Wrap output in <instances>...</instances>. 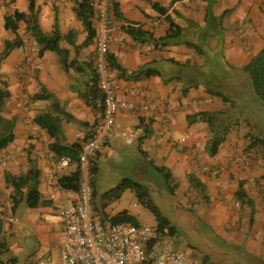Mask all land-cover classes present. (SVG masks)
Returning a JSON list of instances; mask_svg holds the SVG:
<instances>
[{
	"label": "crops",
	"instance_id": "obj_1",
	"mask_svg": "<svg viewBox=\"0 0 264 264\" xmlns=\"http://www.w3.org/2000/svg\"><path fill=\"white\" fill-rule=\"evenodd\" d=\"M80 1L36 0V3H39V13L51 3L52 7L58 8V5L80 23L75 8L68 9L73 7V2L75 6ZM109 1L121 12V19L115 17L110 56L129 73L144 69L158 72L155 76L133 79L120 78L113 70L125 92L143 88L144 102L151 105L149 111L139 107L136 112L120 115L121 126H139L144 131L137 142L128 146H134L137 151L145 147L156 150L162 163L160 167L174 178L197 179L203 186V189L195 187L201 191L199 202L207 209L201 221L208 230L225 240L228 247V241L243 246L255 264H264V164H258L252 157L254 149L249 146L247 137V123L251 121L248 116L256 114L247 107L254 106L264 115V106L258 101L250 75L245 72L264 49V0H175L174 4L172 0H151L168 10L164 14L144 0ZM28 11L29 0H0V52L5 42L16 38L6 29V18L14 17L16 12L26 15ZM168 20L182 29V35L167 40V47L156 49L155 44L164 42L162 39L170 30ZM132 23L148 32L145 43L134 42L123 31V26ZM16 25L21 35L26 24ZM81 25V33H76L83 38L84 26ZM8 32L11 37L7 39ZM151 36L153 41L149 40ZM21 40L24 42L19 48H23L22 58L17 60L10 54L5 60H17V65L20 63L23 69L18 72L16 65H0V81L9 93L2 107V117L14 120L13 142L0 151V211L15 220L14 224H0V240L8 247L3 260L27 264L31 258L42 254L43 260L50 264H60L65 224L61 220L51 224L44 217L58 207L75 204L79 190L70 183L78 166L73 164L62 172L59 185L49 182L60 157L50 150L55 140L35 121L44 113L56 115L55 105L64 108L69 119L61 126L65 145L93 137L103 122L102 106L86 104L82 94L92 85L89 68L95 46L89 47L91 61L84 49L78 57L76 55V65H72L69 72L63 69L64 73L60 59L46 58L45 54L28 48L31 42L27 39L22 37ZM194 57L199 61L192 60ZM207 64L214 67V71L207 73V66H204ZM25 71L28 74H24ZM79 82H84L83 90ZM35 83L39 84L38 88ZM42 88L56 101L48 110L43 109V105L26 108L28 99L33 102ZM144 102L141 101L142 105ZM223 137L226 141L217 155L211 157L210 142ZM148 156L149 161L159 167L153 152ZM29 158L38 171L42 205L29 209L23 202L14 210L12 187L7 184L6 175L16 178L27 175L31 170ZM63 179L67 180L66 184ZM241 189L246 194L243 199L239 198ZM236 204H241L242 210L236 209ZM9 237L14 240L10 241Z\"/></svg>",
	"mask_w": 264,
	"mask_h": 264
},
{
	"label": "rangeland",
	"instance_id": "obj_2",
	"mask_svg": "<svg viewBox=\"0 0 264 264\" xmlns=\"http://www.w3.org/2000/svg\"><path fill=\"white\" fill-rule=\"evenodd\" d=\"M79 3L80 2H76L74 6L73 2V7L69 6L68 9L71 10L77 7ZM37 6H39V3H36V12L38 13L39 22L38 24L45 37L51 40V38H53L56 33L60 34V48L69 50V61L77 59L79 52H82L84 49L87 50L85 51L87 52V59L91 61L92 53L89 47L93 46V42L95 43V41H93L91 45L87 47H82L83 42L81 43V41H84L88 37L87 32L84 29V32L82 33L84 34L83 38L79 36L78 33H76V31L81 33V24H83L81 23L82 21L79 23L78 21L74 20V18L70 17L66 11H62L61 7L58 5V8H54L50 3L46 8L43 7L42 13H39ZM46 12L50 13L46 14ZM27 13L28 14L26 15L29 19L32 14L30 10ZM20 23L23 26L25 25L24 21H21ZM92 23H95L94 26L99 28L97 19L92 18ZM27 27L28 26H26V30L21 32V35L18 31L19 27L16 31L10 30L11 35L14 33L16 37L11 42H14L16 39H22L23 37L24 40L27 39L29 43L31 42L30 44H27L28 48L31 47V50H35L40 53V49H38L39 45L36 42L37 39L32 37L30 32H27ZM28 36H30L32 40H28ZM10 37L11 36L8 32L7 39ZM7 43L8 42H5L3 44V49L0 52L1 64L9 63V65L12 67L16 65L15 70L19 72L23 68L20 66V63L17 65V60L22 58L21 54L23 52V48L19 49L16 46L11 47L9 52L14 56V58L17 59L16 61L12 60L11 58L5 60L8 57L1 59V55L9 50ZM46 52L43 53V55L45 54L46 58L54 57L55 61L60 59V56L56 51L50 50ZM192 60H195L196 62L199 61L196 57H194ZM59 65L63 71L64 66L61 60ZM204 66H207V73L214 71V67L208 66V64ZM113 69L114 68L112 67V70ZM89 70L93 79H95V71L92 69L91 65ZM115 72L118 71L115 70ZM83 83L84 82H79V86L82 88V90L84 89ZM38 86L39 84L35 83V87L38 88ZM51 96L52 98L48 100H34L31 103L28 99L26 108H28L27 106L40 107L43 105V109L48 110L52 103L56 101L55 97L53 95ZM247 108L248 111L256 113L254 116H248V118H251V121L247 123V133L253 135H251L253 139H249V146H251V141L253 142L260 140V143H263L264 115L261 114L262 112L258 113V110H256L254 106H248ZM65 113V109L62 108L57 111L56 115L54 114V117H58L60 119L61 126L64 122H69V119L66 117ZM128 122L131 123L130 121ZM2 129H4V125L0 124V130L2 131ZM110 135L111 134H109V136ZM253 149L254 151L251 154H253L252 157L254 160L257 161L258 164H264V144ZM151 152H153V158L157 162L156 165L160 167L162 163L160 161L159 155H156V150L147 149V147H145L143 150L137 151L134 146H128L120 138H116V135L113 134L110 136L109 142L106 143V145L101 149L100 157L98 159L99 164L97 161L99 172L96 176L92 175L93 191L95 193V214L103 217V214H101V209L102 207L106 206L105 212L111 218L123 211H127L130 215L137 217L139 220L142 219L140 222L141 224H148L157 228V221L155 217L141 204L134 191L127 190L120 199L113 200L111 191L116 188L123 180H133L142 184L148 189L151 198L160 208L164 217L167 218L170 226L174 228L172 231L173 233L168 232L162 234V237L168 240L172 248L180 249L186 252L190 264H255V260L251 255L245 253L243 246L228 241V245L230 246L228 247L225 240H220V238L216 236L215 233L208 230L206 224L201 221L203 213L207 212L204 203L201 204V202H199V198H201V191L191 186L189 181L190 179L188 177H184L182 179L173 177L171 182L167 184L165 177L158 173L152 166V164H155V162L153 163V161H149L148 155ZM59 178L62 179L61 175H59ZM73 184L75 185V183ZM237 202L238 201H236V203ZM236 209L242 210V205L236 204ZM16 219H19L18 216ZM59 220L63 221L60 218H57L55 221ZM18 223L19 220L16 222V225H18ZM11 239L14 240L13 238L9 237L10 241ZM28 244H30V240L28 241ZM22 255L19 257L21 258ZM20 258H18V260ZM44 258V255L39 254L35 258H31L27 264H39V262L44 261Z\"/></svg>",
	"mask_w": 264,
	"mask_h": 264
},
{
	"label": "built area",
	"instance_id": "obj_3",
	"mask_svg": "<svg viewBox=\"0 0 264 264\" xmlns=\"http://www.w3.org/2000/svg\"><path fill=\"white\" fill-rule=\"evenodd\" d=\"M96 2L99 29L95 40L94 64L104 107L103 122L84 145L78 160L80 182L77 201L70 207H58L44 217L48 223L52 224L60 218L65 224L60 264H190L186 252L172 248L159 235L156 227L141 223H107L95 214L92 207V159L101 152L109 134L113 132L127 145L137 142L143 135V129L139 126H121L119 117L136 112L139 107L145 111L151 108L150 102H144L146 96L143 88L125 92L112 71L108 58L115 30V15L109 0ZM24 74H28L27 71ZM125 94L127 97H124ZM73 164L69 157L59 158L49 182L59 185V175ZM51 199L54 200L55 196L52 195ZM0 221L15 223L14 218L3 211H0ZM39 264L50 263L44 260Z\"/></svg>",
	"mask_w": 264,
	"mask_h": 264
},
{
	"label": "trees",
	"instance_id": "obj_4",
	"mask_svg": "<svg viewBox=\"0 0 264 264\" xmlns=\"http://www.w3.org/2000/svg\"><path fill=\"white\" fill-rule=\"evenodd\" d=\"M96 1L97 0H81L80 3L75 7V12L77 17L82 21L84 29L86 30L88 37L83 42L82 47H87L91 45L92 40L96 36V28L93 27L92 18L95 16V7H96ZM148 1L152 8L157 11L158 13L164 14L167 13V9L160 6L158 3L151 2V0H144ZM175 0H172V4H174ZM29 10L32 14V16L28 19L27 15L16 12L14 17H7L6 18V29L7 30H14L16 31L18 26L17 23H20L21 21H24L27 27V32L31 33L32 37H35L40 47V53H44L46 51H56L59 56L60 60L62 61V64L64 66V69L66 72H69V69L76 65V60L69 61V50H64L60 48V41L61 36L60 34L56 33L51 40L47 39L45 35L41 32L38 22V13L36 12V0H29ZM114 15L117 19H121V12L114 7ZM114 17V18H115ZM170 23V30L166 37L162 39V43L155 44V48H159L161 46L162 48H165L168 46L167 40L171 39H178L182 35V29L178 26H176L171 20H168ZM123 31L132 37L134 39V42L138 43H145L148 39V32L145 31L143 28L136 24H130L127 26L122 27ZM149 40L153 41V37L151 36ZM166 41V42H165ZM7 46L9 50L1 55V59H4L9 56L11 47H18L21 48L24 46V42L21 39H16L14 42H8ZM109 61L111 66L118 71L120 74L119 77H126V78H133L138 79L145 76H155L158 74L157 71L152 69H144L139 72L129 73L126 69H124L121 65H119L115 60L109 55ZM1 65V60H0ZM92 69H95L94 60L91 62ZM113 69V70H114ZM95 71V70H94ZM245 72L250 75L253 88L255 91L256 96L258 97V101L262 103L264 106V49L261 51L260 54H258L257 57H255L252 62L245 68ZM98 80L95 73V79L92 81V85L90 89L86 91V93L82 94V97L86 101V104L94 107V104H98L99 106H102V112H103V101L101 96V91L99 87L97 86ZM9 97V93L5 90L4 84L0 81V124L4 125V129L2 131L0 130V151L6 148L10 143L13 142L14 134V120H7L2 117V107L4 105V101ZM52 98L50 94H47L45 89L43 88L42 91L39 94H36L33 97V101H41V100H48ZM224 102H226V98H223ZM100 106V107H101ZM55 110H60L59 107H55ZM204 116V115H199ZM198 116V117H199ZM103 118V113H102ZM213 118V117H212ZM211 120V118H209ZM191 121V120H190ZM36 124L41 127L42 129L46 130L49 136L55 140V143L50 146V150L56 154L58 157H69L72 159V162L74 164H78L79 157L81 155V152L84 148V145L88 143L92 137H84L78 140L76 143L72 145H65V138L62 132L60 119L57 117H54L51 114H42L36 119ZM193 122V121H192ZM252 135V134H251ZM250 134L247 135V137L252 140L253 135ZM226 141V137L217 138L210 142L208 146L209 154L211 157H214L217 155L219 148L221 144H223ZM260 140L257 141H251V147L256 148L259 145H263V143H260ZM100 153H98L93 159L92 162L94 164L92 175L96 176L98 174V164L97 161L99 159ZM29 163L31 165V170L28 172L27 175L21 176V177H13L12 175L7 174L6 180L7 184L12 187V201L14 202L13 209L22 204L25 203V206L29 209H38L41 204V195L38 191V171L35 169L33 165V160L29 158ZM78 166V165H77ZM152 166L155 168V170L162 174L165 179L166 183L169 184L171 182V179L173 176L169 171H166L162 167H157L154 164ZM190 183L196 187V188H202L203 186L198 182L197 179L194 177L189 178ZM67 180L63 179L62 182L66 184ZM73 182L70 183V186L72 187V183H75V186L73 187L75 190H79V182H80V171L79 169L75 172L73 175ZM59 183H61V179L59 180ZM93 185V183H92ZM69 186V187H70ZM170 186V185H169ZM132 190L136 193L138 200L141 202V204L148 210L149 213H151L156 221H157V232L160 236L165 233H173L174 230L173 227L170 226L169 221L166 217L162 214L160 208L157 206V204L154 202V200L151 198L150 193L147 188H145L142 184L125 179L122 182L118 184L116 188H114L111 191V195L113 197V200H118L121 198V196L127 191ZM246 194L244 193L243 189L240 190L239 198L243 199L245 198ZM94 197L95 193L93 195L92 200V207L94 209ZM95 210V209H94ZM106 206L102 207L101 214H103V217L100 218L107 223H126V224H134L139 225L140 220L130 215L127 211H123L113 218H110L108 214L105 213ZM98 216V215H97ZM98 216V217H99ZM4 222L0 221V224ZM1 233V231H0ZM167 240V239H166ZM168 241V240H167ZM8 251L7 245L0 240V264H11L8 262H5L3 260V256Z\"/></svg>",
	"mask_w": 264,
	"mask_h": 264
},
{
	"label": "clouds",
	"instance_id": "obj_5",
	"mask_svg": "<svg viewBox=\"0 0 264 264\" xmlns=\"http://www.w3.org/2000/svg\"><path fill=\"white\" fill-rule=\"evenodd\" d=\"M187 2H189L188 0H187ZM109 4H110V6H111V8L113 9V11H114V7L111 5V3H110V1H109ZM96 6H97V2H96ZM93 18H95V19H97V22H98V13H97V7H95V16L93 17ZM99 24V23H98ZM98 29L99 28H97L96 27V36L94 37V39L92 40V41H95L96 40V37H97V33H98ZM115 31V30H114ZM114 34V33H113ZM112 38H113V35H112ZM112 38H111V42H112ZM92 43V42H91ZM93 45L95 46L96 45V43H94L93 42ZM110 45H111V43H110ZM109 55H110V52H109ZM94 60V59H93ZM110 62V61H109ZM110 66H111V64H110ZM111 68H112V66H111ZM113 71V70H112ZM98 86V85H97ZM108 141V140H107ZM106 145V144H105Z\"/></svg>",
	"mask_w": 264,
	"mask_h": 264
}]
</instances>
